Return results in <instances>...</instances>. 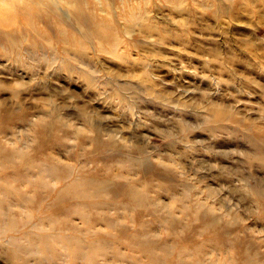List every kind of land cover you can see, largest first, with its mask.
Masks as SVG:
<instances>
[{
  "label": "rangeland",
  "instance_id": "1",
  "mask_svg": "<svg viewBox=\"0 0 264 264\" xmlns=\"http://www.w3.org/2000/svg\"><path fill=\"white\" fill-rule=\"evenodd\" d=\"M59 1L0 25V264H264V0Z\"/></svg>",
  "mask_w": 264,
  "mask_h": 264
},
{
  "label": "bare ground",
  "instance_id": "2",
  "mask_svg": "<svg viewBox=\"0 0 264 264\" xmlns=\"http://www.w3.org/2000/svg\"><path fill=\"white\" fill-rule=\"evenodd\" d=\"M8 1L10 0H0V25L5 23L4 22V18L7 14V8H8ZM12 3L10 4V8L13 11V7L12 6H17L18 10L25 14V15H30L32 13L31 10H36L37 12L36 15L34 16L35 18H44L46 17V15L50 16V18H54L58 23H65L64 21L60 20V17L58 15V13L56 14L55 12H51L50 9L51 8H56V5L58 3H56L58 0H47L49 5H45L44 7H42L39 3V0H11ZM14 1H17L16 3ZM56 1V2H53ZM64 3V5L69 9L70 12L74 13V20L77 22V24L79 25L78 30H77V34L79 35V37H81L82 40L84 41H90V39L93 38H98V39H102L103 36H105V32H106V27L103 24H97V25H89L90 23V19L88 18V20L84 17L86 16L84 13V5L82 4V0H60ZM59 1V2H60ZM102 1V0H101ZM128 1V0H127ZM126 1V2H127ZM168 1V0H167ZM178 1V0H176ZM103 2V1H102ZM129 2V1H128ZM214 2V1H213ZM113 3V2H112ZM124 3V2H123ZM121 3V4H123ZM199 3V2H198ZM105 4L110 5V2L107 0V2H105ZM201 4V3H200ZM203 4V3H202ZM199 5V4H198ZM212 5V4H211ZM34 6V7H33ZM207 6V5H205ZM160 8V7H159ZM174 8V7H173ZM101 9V8H100ZM205 11L206 8L204 7ZM111 10V8H110ZM119 10V9H118ZM178 10V9H177ZM180 10V9H179ZM113 11V10H112ZM212 12V11H211ZM14 13V12H12ZM50 13V14H49ZM112 13V12H111ZM114 13V12H113ZM219 13V12H218ZM41 14H44L41 16ZM217 14V13H216ZM82 15H84L82 17ZM218 15V14H217ZM33 17V18H34ZM113 18V17H111ZM115 18V17H114ZM45 19V18H44ZM43 19V20H44ZM44 22V21H43ZM52 22V20H51ZM54 22V21H53ZM52 22V23H53ZM101 32V33H100ZM59 36V35H58ZM57 36V37H58ZM56 37V36H55ZM11 36H3V33L0 31V39H6L9 43L12 42L11 40ZM66 38V36H65ZM0 40V41H1ZM2 42V41H1ZM96 43V42H95ZM3 44V42H2ZM6 45V44H5ZM3 45V46H5ZM9 46V45H8ZM1 47V44H0ZM9 54V53H8ZM215 116H221V112L219 111H215ZM11 117L8 114H0V123L6 122L8 119H10ZM51 120V119H50ZM37 123L40 127H45L44 129V133L48 131V127L51 126V123H48L47 120L45 118L39 117L37 119ZM36 126V125H35ZM261 130H258V133H260ZM3 145L0 144V149H2ZM51 165V164H50ZM53 167V166H52ZM50 169V168H48ZM50 171V170H49ZM53 171V169H52ZM32 182V181H31ZM31 182H29L30 186L36 185L39 182H37L36 184H32ZM82 185H85L87 187L93 188V190H96L99 192L100 188L98 186L101 185V181L100 180H94L93 178H86L82 183ZM72 190L74 189L73 187H70ZM68 189V188H67ZM65 191V190H64ZM63 191V192H64ZM113 192V193H112ZM112 192H107V194L111 195L114 194V192H116L115 190H113ZM62 191L58 194L57 198L62 197V199H68L70 196H63ZM102 193V192H100ZM104 193V192H103ZM132 198L134 197L133 195L131 196ZM56 198V199H57ZM112 198V197H111ZM134 200V198H133ZM131 201V200H130ZM1 211V209H0ZM2 212H0L1 214ZM201 219L204 221L206 220L205 215L201 216ZM57 224L59 225H68L69 226V220H66V217L63 218H58L57 220ZM70 226H72V224H70ZM94 234V233H93ZM42 242V241H41ZM44 243V245H46L47 243L45 241L42 242V244ZM183 243V242H182ZM247 263V261H246ZM167 264H171V263H167Z\"/></svg>",
  "mask_w": 264,
  "mask_h": 264
}]
</instances>
